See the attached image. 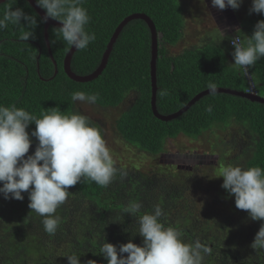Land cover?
<instances>
[{
	"label": "trees",
	"instance_id": "trees-1",
	"mask_svg": "<svg viewBox=\"0 0 264 264\" xmlns=\"http://www.w3.org/2000/svg\"><path fill=\"white\" fill-rule=\"evenodd\" d=\"M9 7L34 15L37 25L29 29L21 20V25L8 23L0 30V104H15L37 117L55 107L64 114L85 115L77 102L72 101L71 93H97L95 104L105 108L119 106L134 93L132 103L121 114L116 127L124 141L138 151L159 157L167 149V143L180 135L194 141L208 132L216 137L232 132L236 139L230 147H240V150L235 153L236 149H231L232 154H222L220 157L224 160L218 162L234 165L235 159L245 158L244 168H264L262 102L217 92L204 96L175 119L164 121L154 114L152 32L144 19L135 18L126 24L102 74L81 83L71 79L64 70L65 54L71 46L56 34L60 27L50 26L48 46L45 20L30 2L6 0L0 3V17ZM83 7L91 17L86 30L94 32L96 39L72 55L71 66L77 74L87 75L98 68L115 29L125 17L135 12L145 13L158 32L156 105L160 113L177 112L206 90L209 82L239 91L254 89L264 97V58L245 71L234 65L231 45L234 36H239L241 41L251 36L256 23L264 20V14L252 16L241 27L244 33L233 34L228 43L210 42L171 54L167 45L174 46L181 41L186 23L183 3L179 0H85ZM29 30L33 36L22 40L21 35ZM162 90L167 95L161 96ZM209 105L211 112L206 111ZM85 116L103 134L100 124ZM34 129L32 123L27 131L31 133ZM30 139L32 144L26 156L34 153L38 143L35 137ZM115 167L117 172L107 187L82 179L69 188L67 200L54 214L61 220L55 234L45 232L43 217L29 208L27 192L22 193V201L5 199L0 194V264H68L67 256L72 254L79 256L80 264H88L89 260L107 264L100 253L102 245L108 242L118 249L130 240L142 245L143 238L137 233L138 217L153 212L157 205L163 209L161 222L177 228L184 242L199 241L210 249L209 253L202 254V264H264V250L250 247L264 221L252 220L247 211L237 209L234 195L226 192L230 201L222 200L215 210L211 208L212 202L218 203L210 197L205 207L208 212H205L198 207L204 199L191 196L193 186L185 171L181 175L162 167L147 175L136 166L115 163ZM180 169L183 168L177 170ZM196 180L199 182L198 177ZM132 201L142 205L134 215L124 212Z\"/></svg>",
	"mask_w": 264,
	"mask_h": 264
},
{
	"label": "clouds",
	"instance_id": "clouds-1",
	"mask_svg": "<svg viewBox=\"0 0 264 264\" xmlns=\"http://www.w3.org/2000/svg\"><path fill=\"white\" fill-rule=\"evenodd\" d=\"M84 2L36 0L37 6L46 10L45 21L53 18L62 22L56 34L76 50L86 49L96 39L94 32L86 30L91 17L83 7ZM241 3L242 0H211L212 6L220 10L227 7L237 10ZM249 12L264 14V0H252ZM21 20L29 29L37 25L34 15L9 7L0 17V30L8 23L21 25ZM32 36L33 32L29 30L21 35V39L27 41ZM231 43L234 65L247 71L264 58V20L256 23L251 36H245L243 41L233 39ZM207 89L211 95L217 93L215 83L209 82ZM160 95L165 96L167 92L162 90ZM71 98L73 102L95 104L98 94L75 91ZM206 111L211 112L212 106L209 105ZM32 123L35 129L29 133L27 129ZM30 136L35 137L38 143L34 153L26 156L32 144ZM116 172L115 161L101 130L87 116L79 112L64 114L55 107L37 117L15 104H0V194L5 199L22 201V193L27 192L29 208L43 217L42 224L48 234H55L61 222L60 217L54 214L67 200L69 188L82 179L107 187ZM215 177L223 178L221 187L230 196L234 195L237 209L247 211L252 220L264 221V168L229 164L221 167ZM141 207L140 203L132 201L124 212L134 215L140 212ZM162 215L163 209L159 205L153 212L139 215L137 233L143 238L142 245L130 240L117 249L105 242L100 253L107 264H202V254L209 253L210 249L199 241L184 242L177 228L161 222ZM250 247L264 250V223ZM67 259L68 264H80L79 256L75 254L67 256ZM88 264H96V261L89 260Z\"/></svg>",
	"mask_w": 264,
	"mask_h": 264
},
{
	"label": "rangeland",
	"instance_id": "rangeland-1",
	"mask_svg": "<svg viewBox=\"0 0 264 264\" xmlns=\"http://www.w3.org/2000/svg\"><path fill=\"white\" fill-rule=\"evenodd\" d=\"M179 1L183 3V15L186 23L181 41L174 46L167 45L171 54H178L185 48L195 45L202 46L210 42L221 45L228 43L229 37L237 33V30L244 33L241 27L243 24H248L253 18L252 16L260 15L255 12L250 14L249 9L252 6V0H242L241 6L237 10H233L231 7L220 10L212 6L211 0H203V2L202 0ZM134 97V93L130 94L119 106L106 108L97 104L77 102L82 113L100 124L99 126L103 131L102 136L106 140L115 163L129 167L136 166L147 175L151 174L153 170L162 169V167L181 175L185 171L184 173L188 174L193 186L191 196L196 199L201 197L204 199L200 201L201 204L198 207L205 212H208L205 207H207L210 199L218 203L212 202L211 208L213 210L218 209L217 206L221 204L222 200L229 202L230 197L227 196V191L221 187L223 178L215 176L219 173L217 167L229 165L227 162L226 164L218 162L224 160V157L220 156L224 153L232 154L231 149H236V151L233 150L235 153L240 150V147H230V144L236 139L232 132L223 137H216L208 132L194 141L180 135L167 143V149L161 156L147 155L125 142L116 127L117 120L132 103ZM232 130L238 131L234 128ZM244 163L245 158H237L233 164L242 166ZM179 167L183 169L177 170ZM194 176L198 177L199 182ZM210 217L213 218L211 215ZM215 219L218 220L217 217Z\"/></svg>",
	"mask_w": 264,
	"mask_h": 264
},
{
	"label": "water",
	"instance_id": "water-1",
	"mask_svg": "<svg viewBox=\"0 0 264 264\" xmlns=\"http://www.w3.org/2000/svg\"><path fill=\"white\" fill-rule=\"evenodd\" d=\"M5 1L6 0H0V3H3ZM28 1L35 8V10L39 13V15L44 19L45 14H46V10L37 6L36 0H28ZM135 18L144 19L149 24L151 32H152L151 76H152V87H153L152 108H153L154 114L158 118H160L164 121H169V120L175 119V118L179 117L180 115H182L184 112H186L198 100H200L204 96L210 94V92L208 89H206V90L198 93L189 101L188 104H186L180 110H178L177 112H174L172 114L165 115V114H162L159 112L157 105H156L157 91H158L157 59H158L159 39H158V32H157V29H156V26H155L153 20L145 13H136L135 12V13L125 17L120 22V24L115 29V31H114V33H113V35H112V37H111V39L107 45V48H106L104 54L102 55L103 58H102L100 65L98 66V68L95 71H93L92 73L87 74V75H80V74H77L75 71H73L71 64H72V58H73L72 55L77 51L75 49V47H73V48L71 47L70 50L68 51V53L65 54L66 56L64 59V70H65L66 74L71 79H73L74 81H77V82L83 83V82H89V81L96 79L99 75L102 74V72L106 68V66L108 64L109 57H110L109 55L111 54L113 47H114V44H115L117 38L119 37L120 33L122 32L123 28L126 26V24H128L131 20H133ZM51 25H54L57 27H62V22L55 20L53 18H48L45 21V37H46V41H47L48 46H50L49 28ZM54 63L56 65L55 74H57L58 73L57 62L54 60ZM217 92L243 96V97H246L252 101H258V102L264 103V97L259 95L256 92L239 91V90H234V89H229V88H224V87H217Z\"/></svg>",
	"mask_w": 264,
	"mask_h": 264
},
{
	"label": "built area",
	"instance_id": "built-area-1",
	"mask_svg": "<svg viewBox=\"0 0 264 264\" xmlns=\"http://www.w3.org/2000/svg\"><path fill=\"white\" fill-rule=\"evenodd\" d=\"M233 39H239V40H241V38H240L239 36H234V37H232V38H231V41H232ZM231 45L233 46L232 43H231ZM247 71H248V70H247ZM249 92H255V90H254V89H250Z\"/></svg>",
	"mask_w": 264,
	"mask_h": 264
}]
</instances>
